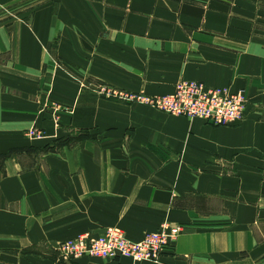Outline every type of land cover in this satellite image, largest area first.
<instances>
[{
	"label": "crops",
	"instance_id": "1",
	"mask_svg": "<svg viewBox=\"0 0 264 264\" xmlns=\"http://www.w3.org/2000/svg\"><path fill=\"white\" fill-rule=\"evenodd\" d=\"M181 80L243 90L247 117L99 92ZM164 221L181 230L158 262L55 250ZM0 264H264V0H0Z\"/></svg>",
	"mask_w": 264,
	"mask_h": 264
},
{
	"label": "built area",
	"instance_id": "2",
	"mask_svg": "<svg viewBox=\"0 0 264 264\" xmlns=\"http://www.w3.org/2000/svg\"><path fill=\"white\" fill-rule=\"evenodd\" d=\"M190 88L198 90L199 98L203 100L204 111L203 113H196L192 118L200 117L211 125H234L242 122L248 114V100L242 90L232 91L229 87H209L205 83L196 80H181L175 84L172 94L162 96L154 99H146L147 103L156 106L158 109L175 113L181 112L185 117L189 115L183 110L191 104L185 101L186 93ZM125 98L132 99L130 96ZM171 99L176 101L178 109L174 110L171 107L162 103L165 100ZM238 100L237 104L232 105L231 110L221 106L219 101ZM178 113V114H181ZM181 226H172L169 223H162L155 231L145 233L142 238L137 241H132L126 238L123 231L119 228H106L101 235L90 236L89 234L78 235L63 242H59L58 251L61 253L63 260H76L81 257H100L112 258L113 260L118 257H128L129 250L141 248L147 253H157L155 256H144L133 259L135 261L144 262L155 260L158 262L159 256L172 245V241L177 238ZM154 239L159 240V243L154 242ZM120 243L121 246L117 244ZM111 250V252H110ZM105 251V253H104ZM110 252V253H109ZM153 257H155L153 259Z\"/></svg>",
	"mask_w": 264,
	"mask_h": 264
},
{
	"label": "rangeland",
	"instance_id": "3",
	"mask_svg": "<svg viewBox=\"0 0 264 264\" xmlns=\"http://www.w3.org/2000/svg\"><path fill=\"white\" fill-rule=\"evenodd\" d=\"M226 87H229V86H226ZM175 88V87H174ZM230 88V87H229ZM230 90H232V91H236V90H233V89H231L230 88ZM174 91V90H173ZM243 91V90H242ZM99 92L101 93V95H103V96H105V97H107V98H114V99H117V100H120V101H123V102H126V103H137V104H144V105H147V106H150V107H152V108H155V109H157V110H159V111H162V112H164V113H166V114H172V115H175L174 113H169V112H166V111H163V110H160V109H158L156 106H154V105H151L150 103H147L146 102V99H154V98H158V97H162V96H167L168 94H164V95H147V94H145L144 92H129V91H125V90H120V89H117V88H113V87H111V86H106V85H104V86H101L100 88H99ZM169 94H172V93H169ZM244 94H245V92H244ZM126 96H130V97H132V99H128V98H125ZM246 97H247V95H245ZM182 98H185V101L186 102H188V103H191V104H189L187 107H186V109L185 110H183L184 112H186L188 115H189V117L187 116L186 118H188L189 120H191V119H194V118H192L193 117V115H195L196 113H203V111H204V104H203V100L201 99V98H199V95H198V90H196V89H194V88H190L189 90H188V92L186 93V96H182ZM247 100H248V97H247ZM237 101L238 100H236V99H234V100H230V101H224V102H222V101H219V103L221 104V106H225V108L226 109H229V110H231L232 108H233V106L232 105H234V104H237ZM163 105H165V106H167V107H171V108H173L174 110H176V109H178L177 107H178V104L176 103V101H174V100H165L163 103H162V106ZM59 107H57V109H58ZM180 116V115H179ZM52 119V118H51ZM56 120H58V117H56L55 116V118H54V121H56ZM203 121H205L204 119H203ZM218 126H229V125H218ZM28 134L29 135H37V134H39V132H38V130L37 129H35V128H32L31 127V129L28 131ZM82 135H84V134H82ZM77 136V135H76ZM76 136H73V137H71L70 139H73V140H76V139H78V137H76ZM68 140H70L69 138H67ZM165 222H167V223H170L171 224V222H169V221H164V222H162V223H165ZM161 223V224H162ZM160 224V225H161ZM173 224V223H172ZM176 225H178V224H176ZM180 226V225H179ZM113 228V227H112ZM147 233V232H146ZM82 235V234H81ZM127 238V237H126ZM65 240H68V239H65ZM65 240H59V241H57L56 243H55V250H56V252H57V254H58V257L60 258V260H62V261H64V262H73V261H75V260H63V258L61 257V253H60V251H58V247H59V242L61 243V242H63V241H65ZM154 242H156V243H159L160 241L159 240H157V239H154ZM118 246H121V244L120 243H118L117 244ZM147 251V249H145V252L141 249V248H137V249H133L132 251L131 250H129V255L130 256H128L127 258H130V259H132L133 261H135L133 258L134 257H136V258H139V257H144V256H147V257H149V256H155L156 255V257H158V254L157 253H152V254H150V253H147L146 252ZM110 252H111V250H110ZM109 252V253H110ZM104 253H105V251H104ZM162 256V255H161ZM161 256H159V258L161 257ZM124 257H126V256H124ZM155 257H153V259H154ZM109 260H113L112 258H109ZM149 261H156V259L155 260H149ZM135 262H139V261H135Z\"/></svg>",
	"mask_w": 264,
	"mask_h": 264
},
{
	"label": "bare ground",
	"instance_id": "4",
	"mask_svg": "<svg viewBox=\"0 0 264 264\" xmlns=\"http://www.w3.org/2000/svg\"><path fill=\"white\" fill-rule=\"evenodd\" d=\"M168 100H171V99H168ZM178 113H181V112H175L174 114L175 115H180V116H185V115H182L183 113H181V114H178ZM196 118H199V119H202L203 120V118H200V117H196ZM195 119V118H194ZM218 126V125H217ZM167 223V222H166ZM170 224V223H169ZM170 225H172V226H176V224H170ZM112 228V227H111ZM175 240H176V238L172 241V243H174L175 242ZM168 249V248H167ZM85 257H89V256H85ZM95 258H100V257H95ZM105 259H109V258H105Z\"/></svg>",
	"mask_w": 264,
	"mask_h": 264
}]
</instances>
